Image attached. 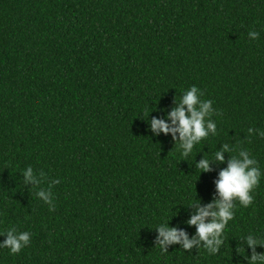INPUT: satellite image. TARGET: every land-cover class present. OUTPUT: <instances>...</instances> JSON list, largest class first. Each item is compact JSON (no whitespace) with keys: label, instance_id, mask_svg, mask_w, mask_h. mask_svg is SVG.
Returning a JSON list of instances; mask_svg holds the SVG:
<instances>
[{"label":"trees","instance_id":"trees-1","mask_svg":"<svg viewBox=\"0 0 264 264\" xmlns=\"http://www.w3.org/2000/svg\"><path fill=\"white\" fill-rule=\"evenodd\" d=\"M191 86L213 101L217 133L185 158L150 120ZM249 128L264 130V0H0V232L31 233L0 264H248L237 249L250 256L243 238L264 239V179L216 255L165 253L156 227L195 237L189 204L217 199L227 167L197 164L224 144L225 161L247 149L264 171V138Z\"/></svg>","mask_w":264,"mask_h":264},{"label":"clouds","instance_id":"clouds-1","mask_svg":"<svg viewBox=\"0 0 264 264\" xmlns=\"http://www.w3.org/2000/svg\"><path fill=\"white\" fill-rule=\"evenodd\" d=\"M250 39L258 38L259 33L250 31ZM203 92L196 86H191L184 91L178 101V106L174 108L166 119L152 118L150 120V130L159 136L171 134L174 140H178L181 155L189 157L194 147L209 137L210 134L217 133V124L211 118L214 113L213 101L202 99ZM249 136L258 135L264 138V130L249 128ZM235 148H230L224 144L223 148L214 153L210 159L207 156L197 164V168L203 172L211 171V163L218 161L227 163V167L219 174L216 181L218 198L207 206H200L195 200L189 205L196 208L195 214L188 220L190 226L197 229L194 238L189 239L188 234L176 227L163 223L156 227L158 232L157 243L163 252H167L168 247L180 244L184 251H191L195 246L201 245L208 254L216 255L220 252L225 242V230L230 221L235 218L237 203L248 208L254 204V193L264 179V171L259 166L255 157L247 149H240L236 155H231L225 161V153H232ZM23 175L26 183L38 184L40 181L34 175L33 168L27 167ZM60 183L59 180L52 182ZM51 189V185L49 187ZM37 196L44 203L48 204L50 211H55L53 194L51 191L40 190ZM0 236H6V240L0 243V249H8L13 255L19 254L31 243V233L18 232L15 227L6 232H0ZM251 255L242 248L237 251L246 257L248 264H264V253L256 251L258 247H264V239L256 234H248L243 238ZM242 255V254H241Z\"/></svg>","mask_w":264,"mask_h":264}]
</instances>
